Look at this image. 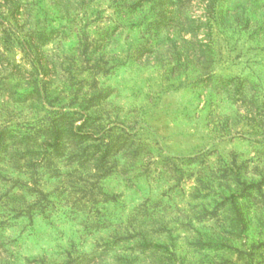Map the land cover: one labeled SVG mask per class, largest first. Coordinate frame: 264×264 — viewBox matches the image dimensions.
<instances>
[{
    "label": "rangeland",
    "instance_id": "374dc122",
    "mask_svg": "<svg viewBox=\"0 0 264 264\" xmlns=\"http://www.w3.org/2000/svg\"><path fill=\"white\" fill-rule=\"evenodd\" d=\"M0 264H264V0H0Z\"/></svg>",
    "mask_w": 264,
    "mask_h": 264
}]
</instances>
